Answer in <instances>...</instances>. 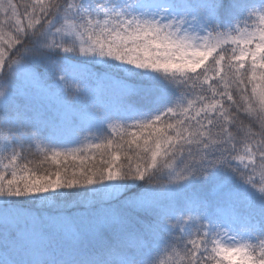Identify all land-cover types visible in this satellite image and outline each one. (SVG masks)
Listing matches in <instances>:
<instances>
[{
	"label": "snow or ice",
	"instance_id": "6c2138e0",
	"mask_svg": "<svg viewBox=\"0 0 264 264\" xmlns=\"http://www.w3.org/2000/svg\"><path fill=\"white\" fill-rule=\"evenodd\" d=\"M0 17V264H264V0Z\"/></svg>",
	"mask_w": 264,
	"mask_h": 264
}]
</instances>
